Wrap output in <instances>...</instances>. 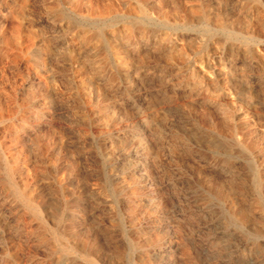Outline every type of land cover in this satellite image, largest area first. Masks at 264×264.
Returning <instances> with one entry per match:
<instances>
[{"label": "rangeland", "instance_id": "1", "mask_svg": "<svg viewBox=\"0 0 264 264\" xmlns=\"http://www.w3.org/2000/svg\"><path fill=\"white\" fill-rule=\"evenodd\" d=\"M0 264H264V0H0Z\"/></svg>", "mask_w": 264, "mask_h": 264}, {"label": "bare ground", "instance_id": "2", "mask_svg": "<svg viewBox=\"0 0 264 264\" xmlns=\"http://www.w3.org/2000/svg\"><path fill=\"white\" fill-rule=\"evenodd\" d=\"M87 256V255H86ZM87 257H89V256H87Z\"/></svg>", "mask_w": 264, "mask_h": 264}]
</instances>
